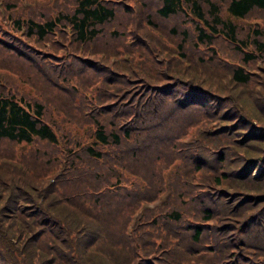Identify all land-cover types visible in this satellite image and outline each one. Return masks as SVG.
<instances>
[{
    "label": "trees",
    "instance_id": "1",
    "mask_svg": "<svg viewBox=\"0 0 264 264\" xmlns=\"http://www.w3.org/2000/svg\"><path fill=\"white\" fill-rule=\"evenodd\" d=\"M2 2L0 264H264V0Z\"/></svg>",
    "mask_w": 264,
    "mask_h": 264
},
{
    "label": "rangeland",
    "instance_id": "2",
    "mask_svg": "<svg viewBox=\"0 0 264 264\" xmlns=\"http://www.w3.org/2000/svg\"><path fill=\"white\" fill-rule=\"evenodd\" d=\"M3 0H0V11L4 14L7 15L8 11L5 8V4L2 2ZM22 13H24L23 15H26L25 13V9L23 7H21V11ZM6 21L9 22V20L6 19ZM125 25V24H124ZM117 26L122 27L121 24H118ZM107 31L112 28V25H107ZM102 49H105V46L101 47ZM4 53H0V62H5L6 58L9 56L8 51L3 50ZM60 54H65L63 56L60 57V59L65 58L66 60H71V62H77V60H75L73 58V56L68 55L69 51L68 50H61L59 51ZM112 57V56H111ZM80 61H82L81 58H79ZM7 64H10L12 67L16 68L15 64L12 63L11 61H7L5 62ZM6 66V65H5ZM3 69L5 70L6 67H3ZM1 70V68H0ZM19 79V78H18ZM33 81H35L36 84H29V80H27L26 78H22L21 82L18 81V85L19 88L24 91V92H28L30 91L32 93V95H38V96H54L50 97L53 98L54 101L52 102V104L55 106H51V118L53 120H55L56 124L59 127H62V133L65 135L66 134V130L68 131V133L70 135H78V136H85V127L80 125L78 122L71 120L68 118L67 112L66 110H69V105L71 103H76V101H79V99H81V95L77 92V93H70L67 92V94L63 91H60V88H58L55 85H50L46 80L42 79V78H38L36 77ZM61 84V82H60ZM62 85V84H61ZM63 85H68V83H63ZM29 93V92H28ZM88 96H92L90 91H87ZM58 96H63V100H69V104L61 107V108H56L58 107V105L61 104V100ZM67 104V103H66ZM71 110H76V108H70ZM132 167H128L123 169V173H121V178L124 180V183L127 184V186L132 189L134 183L138 182L140 184H145L146 183V179L144 174L139 177V175L135 174L132 172ZM124 176V177H123ZM121 179V180H122ZM169 191L166 190L164 193H162L159 198L157 199V201L150 203V205H154L155 203H158L162 200H165V198L168 196Z\"/></svg>",
    "mask_w": 264,
    "mask_h": 264
}]
</instances>
